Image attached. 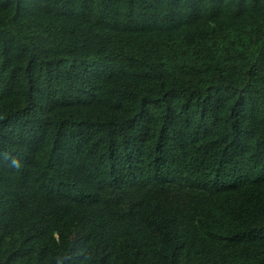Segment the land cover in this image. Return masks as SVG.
<instances>
[{
    "label": "trees",
    "instance_id": "obj_1",
    "mask_svg": "<svg viewBox=\"0 0 264 264\" xmlns=\"http://www.w3.org/2000/svg\"><path fill=\"white\" fill-rule=\"evenodd\" d=\"M0 264H264V0H0Z\"/></svg>",
    "mask_w": 264,
    "mask_h": 264
}]
</instances>
